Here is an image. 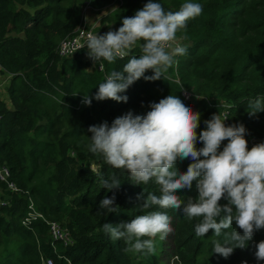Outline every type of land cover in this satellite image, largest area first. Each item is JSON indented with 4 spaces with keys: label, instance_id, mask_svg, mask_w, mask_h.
Here are the masks:
<instances>
[{
    "label": "trees",
    "instance_id": "trees-1",
    "mask_svg": "<svg viewBox=\"0 0 264 264\" xmlns=\"http://www.w3.org/2000/svg\"><path fill=\"white\" fill-rule=\"evenodd\" d=\"M83 1L0 0V74L8 82L7 96L4 90L0 96V162L9 166L11 179L21 188L9 191L0 181V199H9L0 206V264H43L44 257H52L55 264H264L254 255L256 245L264 241V229L255 231L246 248L224 258L213 253L214 242L224 243L223 231L220 236H214V230L197 236L196 224L202 218H186L183 204L179 210L156 205L143 209L147 193L161 195L160 185L154 179L136 184L127 170L113 168L102 155L88 151L90 126L104 121L111 125L129 110L146 115L153 102L170 94L184 99L183 88L203 96L185 102L201 113L198 134L214 113L222 115L228 103L225 123L245 125L250 150V139L264 136V112L252 117L248 113L249 101L264 98V0H192L201 3L203 11L176 34L186 53L174 57L166 80L140 78L120 93L128 96L127 102L97 101L94 96L112 71H123L132 57L142 55L144 41H138L123 59L104 60L103 71L89 69L82 52L71 58L58 55L60 41L83 21ZM88 1L98 12L117 3L103 19L118 29L124 17L134 16L148 2ZM154 2L167 12L179 10L187 0ZM153 74L152 69L145 73ZM84 93L93 97L91 105L79 104ZM190 163L191 159L178 160L177 167L186 172ZM112 175L122 183L119 190L109 191L101 183ZM113 192L119 211L108 213L99 202ZM176 194L185 204L198 198L196 181ZM31 202L34 209L68 227L74 244L59 243L54 248L49 226L41 218L25 225ZM153 211L167 212L173 228L172 244L163 247L165 240L156 237L154 253L126 252L128 245L103 229L105 223L116 226ZM233 230L243 234L235 223L224 231Z\"/></svg>",
    "mask_w": 264,
    "mask_h": 264
},
{
    "label": "clouds",
    "instance_id": "clouds-1",
    "mask_svg": "<svg viewBox=\"0 0 264 264\" xmlns=\"http://www.w3.org/2000/svg\"><path fill=\"white\" fill-rule=\"evenodd\" d=\"M202 11V4L192 0H187L177 11L167 12L160 3L148 0L134 16L124 17L118 30L90 34L87 54L94 65L101 60L112 63L117 58L123 59L138 41H144L142 55L132 57L123 71H112L99 84L95 100L127 102L128 96L120 93L140 78L166 80L165 73L174 63V57L186 53L183 47H171L177 32L185 29L187 21ZM100 68L103 70V64ZM149 69L154 74L146 76ZM92 99L89 93H84L82 102L91 105ZM150 107L146 115L129 110L116 117L111 125L104 121L90 126L92 142L88 151L102 155L105 163L113 168L127 170L136 184L144 185L154 179L160 185L161 195L147 193L143 209L156 205L179 210L183 204L186 218H202L196 224L197 236H205L209 230H214V236H220L223 231L224 243L214 242L213 253L228 258L235 249L246 248L255 231L264 229V143L249 150L245 125H226L227 118L220 113L205 121L206 128L198 134L201 113L193 111L180 96L170 94ZM260 112H264V98L249 101V116ZM225 140L228 143L221 150ZM198 142L203 147L197 148ZM185 159H191L192 163L186 172H181L177 161ZM91 171L95 173L94 168ZM193 181H196L198 198L189 199L185 204L176 194L177 190L190 189ZM101 183L109 191L119 190L122 185L115 175L101 179ZM142 197L143 193L139 194L138 198ZM222 199L228 202L221 205ZM99 206L108 213L118 212L115 192L101 199ZM170 221L167 212L153 211L116 226L105 223L103 229L114 240L122 239L128 245L126 252L154 253L155 238L163 240L172 233ZM233 223L243 234L236 230L224 231ZM254 255L258 261H264V241L256 245Z\"/></svg>",
    "mask_w": 264,
    "mask_h": 264
},
{
    "label": "built area",
    "instance_id": "built-area-1",
    "mask_svg": "<svg viewBox=\"0 0 264 264\" xmlns=\"http://www.w3.org/2000/svg\"><path fill=\"white\" fill-rule=\"evenodd\" d=\"M97 11L92 4L87 1L85 2L84 6H82L83 12V21L76 27L75 31L65 36L57 47L58 55L62 58H71L77 55L78 53H83V59L88 62L89 69H97L103 71L105 69L104 60L97 61L96 64H93V61L88 56L89 49L87 48V40L90 34L95 35H102L104 34L103 31L97 29L96 24L89 22L88 15L90 12ZM84 46V47H82ZM82 47V48H81ZM78 49V50H77ZM103 64V70H101L100 65ZM3 81L0 80V96L3 90ZM183 96L185 102L190 100L193 96H199L203 98V96L195 95L192 91L183 88ZM83 101V96L81 97L79 104L83 105L85 103ZM230 104L224 103V111L222 112V117L226 118L229 112ZM1 117V115H0ZM258 143H264V136L263 137H252L250 139V146L253 147ZM0 181L5 182L8 186L9 191H20L21 188L17 185V183L11 179V170L6 163L0 162ZM9 203L8 198H1L0 199V206L6 205ZM41 218L48 224L49 226V234L51 239V244L54 248H57L59 243H62L65 246H70L74 244V238L71 234V231L68 227L64 226L57 220L49 219L43 213L34 209V204L31 202L29 204V211L23 223L25 225L31 224L32 220ZM70 262V260H68ZM43 264H55V260L52 257H44Z\"/></svg>",
    "mask_w": 264,
    "mask_h": 264
},
{
    "label": "rangeland",
    "instance_id": "rangeland-1",
    "mask_svg": "<svg viewBox=\"0 0 264 264\" xmlns=\"http://www.w3.org/2000/svg\"><path fill=\"white\" fill-rule=\"evenodd\" d=\"M88 0H84L81 4V7L84 6L85 2H87ZM117 3H113L111 6L107 7L106 9L102 10V11H94L90 12L88 15V20L89 22L96 24L97 29L100 31H105L108 32L109 30H118L116 24L112 21H108V20H104L103 17H105L107 14L112 13L115 8L117 7ZM32 10V9H31ZM102 18V19H101ZM183 47V41L181 39H179L178 37H176V40L174 42H172L171 47ZM0 80L3 81V90L5 92L4 96H7V87H8V82H7V76H5L4 74H0ZM171 233L163 240H165V242H163V247H167L170 246L172 244V238L170 237ZM173 262H171L172 264Z\"/></svg>",
    "mask_w": 264,
    "mask_h": 264
},
{
    "label": "bare ground",
    "instance_id": "bare-ground-1",
    "mask_svg": "<svg viewBox=\"0 0 264 264\" xmlns=\"http://www.w3.org/2000/svg\"><path fill=\"white\" fill-rule=\"evenodd\" d=\"M79 55V54H78Z\"/></svg>",
    "mask_w": 264,
    "mask_h": 264
},
{
    "label": "crops",
    "instance_id": "crops-1",
    "mask_svg": "<svg viewBox=\"0 0 264 264\" xmlns=\"http://www.w3.org/2000/svg\"><path fill=\"white\" fill-rule=\"evenodd\" d=\"M102 19V18H101Z\"/></svg>",
    "mask_w": 264,
    "mask_h": 264
}]
</instances>
